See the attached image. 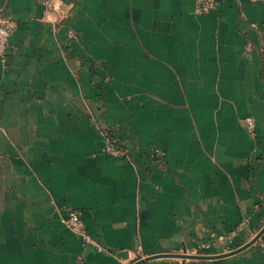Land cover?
<instances>
[{
	"label": "crops",
	"instance_id": "crops-1",
	"mask_svg": "<svg viewBox=\"0 0 264 264\" xmlns=\"http://www.w3.org/2000/svg\"><path fill=\"white\" fill-rule=\"evenodd\" d=\"M217 2L0 0V264H264V0Z\"/></svg>",
	"mask_w": 264,
	"mask_h": 264
},
{
	"label": "built area",
	"instance_id": "built-area-1",
	"mask_svg": "<svg viewBox=\"0 0 264 264\" xmlns=\"http://www.w3.org/2000/svg\"><path fill=\"white\" fill-rule=\"evenodd\" d=\"M217 0H196L195 14L197 16L207 15L217 8ZM45 18H48L47 16ZM55 24L56 21H55ZM16 27L15 22L11 17L4 13H0V60H3L6 56V50L9 46V38ZM69 39H77V33L71 27L67 30ZM246 128L251 132L254 128V121L251 117H247L245 120ZM102 151L112 157L127 158V151L119 144V141L113 136H104ZM158 152V151H156ZM68 229L74 232L81 241L92 247L97 252H104L106 248L96 241L92 235L87 231L82 215L79 211L71 210L68 216L63 219ZM247 220L242 221L232 232L228 234L211 233L208 241L200 243L199 250H209L212 246H224L225 250L231 249L235 239L239 237L246 227ZM264 239L261 238L258 242ZM260 248L264 251V243L260 245Z\"/></svg>",
	"mask_w": 264,
	"mask_h": 264
},
{
	"label": "water",
	"instance_id": "water-1",
	"mask_svg": "<svg viewBox=\"0 0 264 264\" xmlns=\"http://www.w3.org/2000/svg\"><path fill=\"white\" fill-rule=\"evenodd\" d=\"M263 233H264V231H260L258 234H257V236L253 239V240H251L244 248H246V247H248V246H250V245H252V244H254L256 241H258L259 239H260V237L263 235ZM241 250V249H240ZM239 250H236V251H234V252H232L231 254H233V253H236V252H238ZM222 256H225V255H220V257H222Z\"/></svg>",
	"mask_w": 264,
	"mask_h": 264
},
{
	"label": "rangeland",
	"instance_id": "rangeland-1",
	"mask_svg": "<svg viewBox=\"0 0 264 264\" xmlns=\"http://www.w3.org/2000/svg\"><path fill=\"white\" fill-rule=\"evenodd\" d=\"M262 243H264V239H263L261 242H258V243H257V245H258L259 248H260V245H261ZM260 249H261V248H260Z\"/></svg>",
	"mask_w": 264,
	"mask_h": 264
}]
</instances>
